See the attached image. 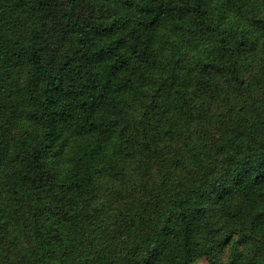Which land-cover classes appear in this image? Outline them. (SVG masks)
<instances>
[{
	"label": "trees",
	"instance_id": "16d2710c",
	"mask_svg": "<svg viewBox=\"0 0 264 264\" xmlns=\"http://www.w3.org/2000/svg\"><path fill=\"white\" fill-rule=\"evenodd\" d=\"M264 264V0H0V264Z\"/></svg>",
	"mask_w": 264,
	"mask_h": 264
},
{
	"label": "rangeland",
	"instance_id": "374dc122",
	"mask_svg": "<svg viewBox=\"0 0 264 264\" xmlns=\"http://www.w3.org/2000/svg\"><path fill=\"white\" fill-rule=\"evenodd\" d=\"M196 264H209L207 258H201L197 261Z\"/></svg>",
	"mask_w": 264,
	"mask_h": 264
}]
</instances>
